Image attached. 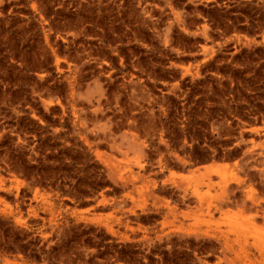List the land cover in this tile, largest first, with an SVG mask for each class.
<instances>
[{"label":"rangeland","instance_id":"obj_1","mask_svg":"<svg viewBox=\"0 0 264 264\" xmlns=\"http://www.w3.org/2000/svg\"><path fill=\"white\" fill-rule=\"evenodd\" d=\"M0 264H264V0H0Z\"/></svg>","mask_w":264,"mask_h":264},{"label":"bare ground","instance_id":"obj_2","mask_svg":"<svg viewBox=\"0 0 264 264\" xmlns=\"http://www.w3.org/2000/svg\"><path fill=\"white\" fill-rule=\"evenodd\" d=\"M212 168H214V169H218L219 167H218V166H217V167H216V166H214V167H212Z\"/></svg>","mask_w":264,"mask_h":264}]
</instances>
